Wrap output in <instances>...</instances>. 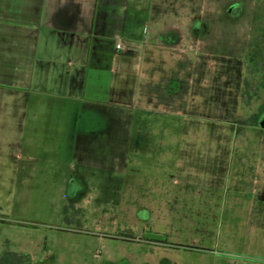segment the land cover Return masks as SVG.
Returning a JSON list of instances; mask_svg holds the SVG:
<instances>
[{"label": "rangeland", "instance_id": "rangeland-1", "mask_svg": "<svg viewBox=\"0 0 264 264\" xmlns=\"http://www.w3.org/2000/svg\"><path fill=\"white\" fill-rule=\"evenodd\" d=\"M153 3L155 29L175 34L157 49L186 78L167 89L186 99L96 107L77 152L0 155V255L264 264V200L251 202L264 179V0Z\"/></svg>", "mask_w": 264, "mask_h": 264}, {"label": "crops", "instance_id": "crops-1", "mask_svg": "<svg viewBox=\"0 0 264 264\" xmlns=\"http://www.w3.org/2000/svg\"><path fill=\"white\" fill-rule=\"evenodd\" d=\"M159 13L153 0H0V155L77 152L96 107L186 99L167 89L186 78L157 49L175 37L155 29Z\"/></svg>", "mask_w": 264, "mask_h": 264}, {"label": "trees", "instance_id": "trees-1", "mask_svg": "<svg viewBox=\"0 0 264 264\" xmlns=\"http://www.w3.org/2000/svg\"><path fill=\"white\" fill-rule=\"evenodd\" d=\"M0 264H29V258L20 253L5 251L0 255Z\"/></svg>", "mask_w": 264, "mask_h": 264}, {"label": "flooded vegetation", "instance_id": "flooded-vegetation-1", "mask_svg": "<svg viewBox=\"0 0 264 264\" xmlns=\"http://www.w3.org/2000/svg\"><path fill=\"white\" fill-rule=\"evenodd\" d=\"M258 195H261L263 197L262 199L264 200V179H263V190H261V192L259 194L252 196V198H251L252 203L254 202V200H257V198L259 197Z\"/></svg>", "mask_w": 264, "mask_h": 264}, {"label": "built area", "instance_id": "built-area-1", "mask_svg": "<svg viewBox=\"0 0 264 264\" xmlns=\"http://www.w3.org/2000/svg\"><path fill=\"white\" fill-rule=\"evenodd\" d=\"M121 48H122V47H121L120 44L117 43V44L115 45V50H116L117 52H119V51L121 50Z\"/></svg>", "mask_w": 264, "mask_h": 264}]
</instances>
